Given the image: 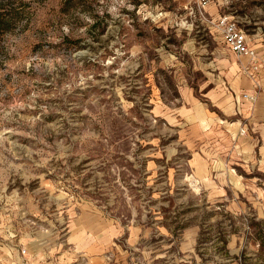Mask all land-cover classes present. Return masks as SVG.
<instances>
[{
    "label": "rangeland",
    "instance_id": "374dc122",
    "mask_svg": "<svg viewBox=\"0 0 264 264\" xmlns=\"http://www.w3.org/2000/svg\"><path fill=\"white\" fill-rule=\"evenodd\" d=\"M224 14L264 40V0H0V260L6 229L53 254L96 213L129 264H264V173L194 179L180 114L189 90L218 120Z\"/></svg>",
    "mask_w": 264,
    "mask_h": 264
},
{
    "label": "crops",
    "instance_id": "0c3cea01",
    "mask_svg": "<svg viewBox=\"0 0 264 264\" xmlns=\"http://www.w3.org/2000/svg\"><path fill=\"white\" fill-rule=\"evenodd\" d=\"M218 39L228 52L218 60L207 89L209 101L219 111L218 120L208 108L200 107L189 90L184 92L180 114L191 128L188 142L193 152L189 165L194 179H210L208 187L224 190L227 186L219 176H225L231 184L238 183L233 175L237 169L264 173V68L253 72L247 57L236 56ZM246 40L258 62L264 63V40L252 43L247 34ZM243 126L247 133L240 136ZM68 229L64 247L55 245L53 254L48 238L11 229L2 231L8 259L0 260V264H129L127 252L116 243L123 228L114 220L96 213L79 214Z\"/></svg>",
    "mask_w": 264,
    "mask_h": 264
},
{
    "label": "built area",
    "instance_id": "2783aa9c",
    "mask_svg": "<svg viewBox=\"0 0 264 264\" xmlns=\"http://www.w3.org/2000/svg\"><path fill=\"white\" fill-rule=\"evenodd\" d=\"M202 7H205L210 0H199ZM212 27L220 36L223 43L229 48V50L236 56H245L250 60V69L255 72L259 68H264V63H259L257 60V54L255 50L251 49L246 40V33L241 29L238 23L228 15L220 16L217 20L211 22ZM245 99L253 101L251 96L243 95ZM246 129L244 126L240 129L239 135L245 136ZM24 254V250H21Z\"/></svg>",
    "mask_w": 264,
    "mask_h": 264
},
{
    "label": "trees",
    "instance_id": "16d2710c",
    "mask_svg": "<svg viewBox=\"0 0 264 264\" xmlns=\"http://www.w3.org/2000/svg\"><path fill=\"white\" fill-rule=\"evenodd\" d=\"M4 22L2 20H0V30L4 28ZM264 238V237H263ZM225 243V242H224ZM259 245L262 246L264 248V239L260 238V242Z\"/></svg>",
    "mask_w": 264,
    "mask_h": 264
}]
</instances>
